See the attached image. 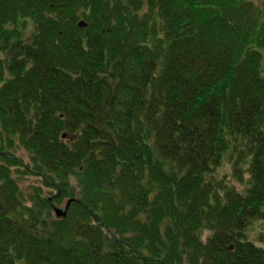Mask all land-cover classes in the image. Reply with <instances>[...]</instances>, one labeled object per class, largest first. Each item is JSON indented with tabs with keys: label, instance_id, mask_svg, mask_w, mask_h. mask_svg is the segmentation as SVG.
Here are the masks:
<instances>
[{
	"label": "trees",
	"instance_id": "1",
	"mask_svg": "<svg viewBox=\"0 0 264 264\" xmlns=\"http://www.w3.org/2000/svg\"><path fill=\"white\" fill-rule=\"evenodd\" d=\"M0 157V264H264V0H0Z\"/></svg>",
	"mask_w": 264,
	"mask_h": 264
},
{
	"label": "rangeland",
	"instance_id": "2",
	"mask_svg": "<svg viewBox=\"0 0 264 264\" xmlns=\"http://www.w3.org/2000/svg\"><path fill=\"white\" fill-rule=\"evenodd\" d=\"M147 10V6L144 4L142 7L141 12H144ZM31 28L28 29L27 33H29ZM5 140V143L3 145H7L8 140L6 138H3ZM7 150V151H6ZM4 152L9 153V155L14 158L15 160H18L20 165H13L10 167L11 172L16 179L17 183L19 184V187L21 189L22 197L25 206L28 207H34L35 200L37 199V195H40L42 197H49L51 194H54L57 192L56 188L49 186L44 183L43 177L36 172L35 169V163L33 161V154L29 150H27L24 146L19 144L18 139L14 138V143L12 146L7 147ZM7 161H5L3 158L0 157V164H6ZM216 175L219 179L225 180L226 178L230 180L231 174H232V165L231 162L228 159H225L222 166L218 168L216 171ZM234 178V177H233ZM234 182L238 188H241L242 186L240 183L234 178ZM75 182L72 181L71 185ZM75 191H73V195L77 197L78 195V188H74ZM76 194V195H75ZM69 198L72 197H65L63 200H61L59 203H53V206H59L61 208L65 207L66 201L69 200ZM71 205V203H70ZM53 209V208H52ZM55 211L52 210V216L56 217ZM261 230V222L257 221L254 222L246 232L249 239L254 240L258 245H260V241L258 240V235ZM210 235V231L208 230H201L200 231V237L202 241H206L208 236ZM15 264H24L23 260H17Z\"/></svg>",
	"mask_w": 264,
	"mask_h": 264
},
{
	"label": "water",
	"instance_id": "3",
	"mask_svg": "<svg viewBox=\"0 0 264 264\" xmlns=\"http://www.w3.org/2000/svg\"><path fill=\"white\" fill-rule=\"evenodd\" d=\"M79 25L86 27L88 24H87V22L85 20H81L79 22ZM63 137H65V135H63ZM74 200H75V198H70L69 200H67V202L65 204V208H61V207H58V206L54 205L53 209H54V211L56 213L55 214L56 217H58V218L59 217H65L67 215V211H68V207H69L70 203L72 201H74Z\"/></svg>",
	"mask_w": 264,
	"mask_h": 264
},
{
	"label": "bare ground",
	"instance_id": "4",
	"mask_svg": "<svg viewBox=\"0 0 264 264\" xmlns=\"http://www.w3.org/2000/svg\"><path fill=\"white\" fill-rule=\"evenodd\" d=\"M63 138H65V137H63ZM67 202V201H66ZM59 207V206H58ZM69 207H70V205H69ZM69 207H68V209H69ZM65 208V207H64ZM54 210V209H53Z\"/></svg>",
	"mask_w": 264,
	"mask_h": 264
}]
</instances>
